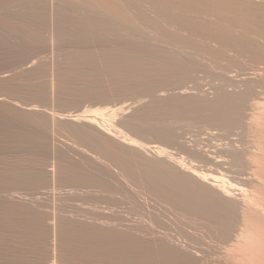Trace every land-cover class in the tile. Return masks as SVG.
I'll use <instances>...</instances> for the list:
<instances>
[{"label":"bare ground","instance_id":"bare-ground-1","mask_svg":"<svg viewBox=\"0 0 264 264\" xmlns=\"http://www.w3.org/2000/svg\"><path fill=\"white\" fill-rule=\"evenodd\" d=\"M0 31V264H264V0H0Z\"/></svg>","mask_w":264,"mask_h":264},{"label":"rangeland","instance_id":"rangeland-1","mask_svg":"<svg viewBox=\"0 0 264 264\" xmlns=\"http://www.w3.org/2000/svg\"><path fill=\"white\" fill-rule=\"evenodd\" d=\"M1 37H3V35L1 34V31H0V65H1V50H2ZM4 37H5V35H4ZM9 37L14 38V35L10 33ZM18 43L19 42L16 41L15 44H18ZM261 66H264V65L262 64ZM261 66L260 65L255 66L254 70H256V72L262 70L263 67L261 68ZM258 67L260 70L258 69ZM251 68L252 67H250V66L239 64L237 67L232 69V71H230L228 73H224L222 68L219 69V68H212L210 66H204V67L202 66V67L198 68L196 71L197 72L196 73V79L199 78L201 81H203L204 84H206L205 86L208 87V83L217 82L218 78H222L224 76H225V78L244 77L245 72H254V70ZM220 70H222V71H220ZM215 75L217 77H214ZM260 85L262 87H264V80L262 81V83ZM262 87L259 86V90H262L263 89ZM127 100H128V102H131L130 99H127ZM70 109L72 111L76 110L75 107H71ZM180 131L182 134H185L184 136H185L186 140H188L191 143H194L196 140H201L202 145H204V147H207L209 144L211 145V143H210L211 141L209 142L208 139L210 138V134H212V133L214 134V137L212 139V144H220V143L225 144L226 142H228L231 139L235 140V141H237V139H238L239 141H241V140H243V139H241V137L244 138L242 133L240 132L241 131L240 129H237L233 132L230 131L231 132L230 133L227 131V129H219V128H214V127L213 128L207 127L206 129H204V127L201 126L200 124H194L192 126H184ZM173 150H175L174 152L181 153V155L183 157H185L186 159H189L188 154L185 153L184 151L182 152L181 149H179V146H176ZM197 163H199V162H197ZM227 166L228 165H225V167H227ZM207 169L209 170V172H212L213 174H217V175L222 174L220 172H224V174H222V175H225V178L232 179L233 172H231L230 170L218 172L217 170H215V168H213L211 166H207ZM75 203H77V201H75Z\"/></svg>","mask_w":264,"mask_h":264}]
</instances>
